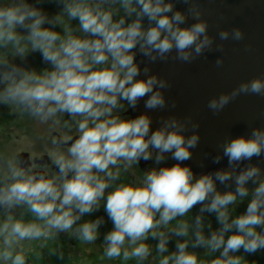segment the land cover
<instances>
[{"label":"clouds","instance_id":"9594fccd","mask_svg":"<svg viewBox=\"0 0 264 264\" xmlns=\"http://www.w3.org/2000/svg\"><path fill=\"white\" fill-rule=\"evenodd\" d=\"M44 2L0 0V106L71 133L70 143L51 153V176L25 167L14 152L0 153V264H27L25 243L61 233L95 242L104 217L82 218L101 207L111 223L103 235L109 260L257 264L247 257L264 253V169L251 161L264 155V127L224 142L229 167L196 174L184 162L199 135H186V123L170 117L152 129L147 113L120 115L141 99L147 109L165 105L166 81L142 70L137 53L151 61L173 50L183 61L199 55L212 43L200 13L184 26L186 15L171 0H48L57 6L52 14ZM233 37H242L239 28ZM33 53L44 67L28 62ZM239 93L264 96V77L242 82L209 107L219 111ZM149 160L153 166L136 181L117 183L121 168Z\"/></svg>","mask_w":264,"mask_h":264},{"label":"water","instance_id":"95a60500","mask_svg":"<svg viewBox=\"0 0 264 264\" xmlns=\"http://www.w3.org/2000/svg\"><path fill=\"white\" fill-rule=\"evenodd\" d=\"M194 12L207 22L211 45L188 61L178 59L175 50L155 61L143 56L140 68L147 67L149 74L166 81L161 89L165 105L147 109L141 99L134 112L147 113L152 129L170 117L186 123V135L196 132L199 141L184 163L202 172L228 165L223 156L226 140L264 127V96L239 93L219 111L209 107L210 100L231 93L242 82L264 77V0H188L186 26L196 22ZM237 28L242 32L238 40L233 37ZM222 31L229 33L226 39L221 38ZM192 124L198 127L193 129ZM217 155L221 159L214 162ZM167 161L175 162L170 156Z\"/></svg>","mask_w":264,"mask_h":264},{"label":"flooded vegetation","instance_id":"af4514ba","mask_svg":"<svg viewBox=\"0 0 264 264\" xmlns=\"http://www.w3.org/2000/svg\"><path fill=\"white\" fill-rule=\"evenodd\" d=\"M173 3V8L175 11H181L187 16L188 12V0H171ZM45 11L50 14L57 11V6L54 3H49L48 0L40 5ZM186 26V20L185 25ZM143 55L137 53L136 60L138 63L142 61ZM28 62L34 66L44 67L43 61L39 53H33L29 55ZM120 115L123 117H135L137 114L134 112V108H127L120 110ZM74 131V130H73ZM71 135V133H61L59 130H49L46 126H39L34 121L28 117H20L15 113H11L7 108L0 106V153L11 154L16 153L18 158L25 162V167L31 168L34 172L41 174H47L49 176L54 175L57 171L51 153L56 147H65L70 143V140L65 139V136ZM57 141V144L54 145L53 141ZM168 165L171 163L166 161ZM248 163V162H245ZM241 164L240 167H243L244 164ZM251 163L258 164L262 169H264V157H259L252 159ZM153 166V161H140L137 165L130 167L127 170L121 168L120 177L117 183L123 181L125 183H130L136 181L143 172ZM163 166V165H160ZM229 167L225 165L218 167L213 170H206L202 172H194L196 174L204 172H212L217 169H224ZM219 188L223 189V185H218ZM246 207V201L239 203L234 210V214L241 213ZM196 207L193 209V214H195ZM104 217L105 223L101 225L97 240L91 245L97 246L95 250L91 248L92 254H97L103 252V235L107 231L111 230V223L107 220L106 214L103 212V208L91 214V216H85L82 219H95L96 217ZM25 218H30L28 214H25ZM212 220L213 227L216 226L214 217H209ZM71 239L75 240L77 243L80 241L70 236L67 233H61L55 239ZM75 242H71L70 247L73 248L77 245ZM151 244H155L156 241H149ZM85 246V249H88V243ZM172 245H170L171 247ZM202 256L203 251L197 250ZM84 255L83 252H81ZM80 255V256H82ZM205 259H211V257H204Z\"/></svg>","mask_w":264,"mask_h":264},{"label":"rangeland","instance_id":"374dc122","mask_svg":"<svg viewBox=\"0 0 264 264\" xmlns=\"http://www.w3.org/2000/svg\"><path fill=\"white\" fill-rule=\"evenodd\" d=\"M71 242L77 243L69 238L25 243L27 264H135L133 260H125L122 257L109 260L103 256V252L92 254L91 248L97 249L95 243L94 245L89 244L86 250V243L80 241L71 248ZM54 249L55 252H53ZM60 253L62 256L59 255ZM247 259L255 260L257 264H264V253L249 256ZM152 264H155V261H152Z\"/></svg>","mask_w":264,"mask_h":264}]
</instances>
